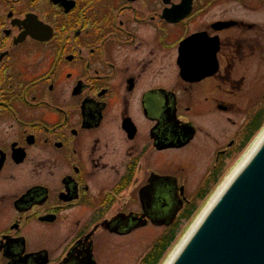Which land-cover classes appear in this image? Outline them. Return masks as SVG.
<instances>
[{"label": "flooded vegetation", "instance_id": "1", "mask_svg": "<svg viewBox=\"0 0 264 264\" xmlns=\"http://www.w3.org/2000/svg\"><path fill=\"white\" fill-rule=\"evenodd\" d=\"M263 132L264 0H0V264L160 261Z\"/></svg>", "mask_w": 264, "mask_h": 264}, {"label": "water", "instance_id": "2", "mask_svg": "<svg viewBox=\"0 0 264 264\" xmlns=\"http://www.w3.org/2000/svg\"><path fill=\"white\" fill-rule=\"evenodd\" d=\"M169 264H264V138Z\"/></svg>", "mask_w": 264, "mask_h": 264}, {"label": "rangeland", "instance_id": "3", "mask_svg": "<svg viewBox=\"0 0 264 264\" xmlns=\"http://www.w3.org/2000/svg\"><path fill=\"white\" fill-rule=\"evenodd\" d=\"M259 136L260 135H258L254 140H256ZM241 161L242 159L241 160L235 159L233 161V170L239 165ZM225 175H228V173L226 172ZM225 175L221 177V179L219 180L220 185L223 182ZM214 194L215 193H210L207 197H205L200 202L199 208L197 209V211H195L191 219L188 222H186L184 225L180 226V229L178 231L176 238L174 239L169 250L165 254V257L160 260L159 264H164L166 260L168 259V257H170L171 253L178 246V244L182 241L183 237L186 236L187 232L191 230L199 213L202 212L203 209L206 208L208 203L214 197ZM156 230L157 229H153V232L155 233ZM153 243L154 241H150L148 237L145 238L140 233H136L134 235L123 237L122 238V253L119 257L117 255L116 262L118 264H138L140 260L143 258V256L152 248Z\"/></svg>", "mask_w": 264, "mask_h": 264}, {"label": "bare ground", "instance_id": "4", "mask_svg": "<svg viewBox=\"0 0 264 264\" xmlns=\"http://www.w3.org/2000/svg\"><path fill=\"white\" fill-rule=\"evenodd\" d=\"M264 138V132L260 135L259 139L256 141V143L252 146V148L250 149V151L248 152V154L246 155V157L239 163V165L234 169V171L232 172L231 175L228 176V178L225 180V182L223 183V185L219 188V190L215 193L214 197L211 199V201L209 202V204L206 206V208L202 211V213H200V215L197 217L196 221L193 224V227L191 228V230L189 232H187L186 236L183 237L182 241L178 244V246L173 250V252L171 253L170 257L167 259V261L164 264H169L172 259L174 258V256L177 254V252L179 251V249L182 247V245L184 244V242L188 239L189 235L193 232V230L195 229V227L199 224V222L201 221V219L203 218V216L205 215V213L208 211V209L211 207V204L217 199V197L219 196V194L224 190V188L227 186V184L229 183V181L231 180V178L235 175V173L238 171V169L241 167V165L244 163V161L246 159L249 158V156L254 152V150L256 149V147L260 144V142L262 141V139Z\"/></svg>", "mask_w": 264, "mask_h": 264}, {"label": "trees", "instance_id": "5", "mask_svg": "<svg viewBox=\"0 0 264 264\" xmlns=\"http://www.w3.org/2000/svg\"><path fill=\"white\" fill-rule=\"evenodd\" d=\"M174 239H175V236L173 235L172 238H171V241H170V246H171L172 242L174 241ZM153 251H154V250H153ZM153 251H152V252H153ZM152 252H150L149 255H151ZM153 256H154V255H153ZM156 257H157V256H156ZM146 261H147V259L145 260V262H146ZM151 263H153V264H158V263H159V259H158V258L156 259V258L153 257V260H152Z\"/></svg>", "mask_w": 264, "mask_h": 264}]
</instances>
